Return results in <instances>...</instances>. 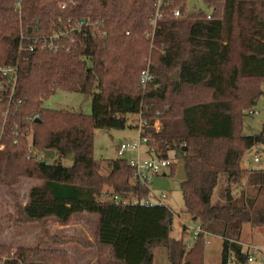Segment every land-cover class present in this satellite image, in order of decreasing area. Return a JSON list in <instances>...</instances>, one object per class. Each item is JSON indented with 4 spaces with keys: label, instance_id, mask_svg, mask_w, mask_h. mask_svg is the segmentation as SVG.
I'll return each instance as SVG.
<instances>
[{
    "label": "trees",
    "instance_id": "trees-1",
    "mask_svg": "<svg viewBox=\"0 0 264 264\" xmlns=\"http://www.w3.org/2000/svg\"><path fill=\"white\" fill-rule=\"evenodd\" d=\"M16 1L0 0V65L18 68L12 98L22 102L11 109L0 152V188L10 190L18 214L9 219L20 228L49 221L67 228L85 213L97 222L94 243L49 236L45 228L46 237L32 249L0 241L3 264H72L64 249L70 245L96 249L97 264H154L160 248L169 264H206V235L223 239L222 264H249L239 243L245 225L264 227V210L255 205L264 192V169L246 170L242 163L247 153L264 151V127L245 135L243 121L264 94V0H201L204 9L192 10L189 0H22L20 12ZM158 11L162 20L154 29ZM79 20L99 26L64 38L58 52L20 51L22 33L48 37ZM147 69L154 80L143 89ZM57 91L92 98L91 115L44 108ZM7 109L2 101L0 117ZM139 114L151 127L148 158L170 160L175 153L178 161L182 152L186 213L201 229L190 250L171 236L170 209L141 203L149 192L133 182L127 160L94 157L97 130H125L128 117ZM28 144L72 166L37 163ZM171 168L176 175L179 167ZM222 177L228 184L246 182L247 204H213ZM21 180L39 182L25 206L15 193ZM115 197L131 203L118 205Z\"/></svg>",
    "mask_w": 264,
    "mask_h": 264
},
{
    "label": "rangeland",
    "instance_id": "rangeland-1",
    "mask_svg": "<svg viewBox=\"0 0 264 264\" xmlns=\"http://www.w3.org/2000/svg\"><path fill=\"white\" fill-rule=\"evenodd\" d=\"M196 6L199 9H204L202 1H199ZM151 63V62H150ZM261 90L264 93V83L261 86ZM43 107L50 110H64L74 113H82L84 115H91L92 113V98L78 93H68L63 91L55 92L52 97L45 101ZM251 110V109H250ZM255 115L248 114L243 121V133L245 135H259L264 127V94L257 101L256 106L253 108ZM138 121L133 117H128V125L125 130L105 132L97 130L95 132V144H94V157L96 160H116L123 159L127 161H136L139 158L138 151L129 150L123 157L118 156V150L122 145L134 144L139 141V129ZM146 146L141 148V159L147 158L145 155ZM262 149L253 150L244 156L242 166L247 170H260L264 169V160L259 164H255L253 159L259 153H262ZM175 153L170 155V160L174 161ZM51 163L61 164L65 167L72 166L71 160H61L55 158L48 161ZM174 165L179 167L178 161H174ZM178 168L176 169V175L172 174V168L163 169L159 177L154 182L152 189L156 194L166 195L165 206L172 211L174 218L172 221L173 231L172 238L175 240H182L186 246L193 248L196 240L193 237V230L197 228V223L186 213L185 202L181 191V181L177 179ZM222 181V182H221ZM220 185L217 187L213 204L223 205L229 201L234 200V204L237 206H243L247 204L248 199L241 193L246 190L249 192V187L246 182L241 185L236 183L228 184L225 177H222ZM39 185V182L31 180H21L19 186L15 189V193L18 196L19 203L25 206L29 200V192L32 187ZM226 186H229L231 192L226 193ZM250 196V195H248ZM231 198V199H230ZM15 199L11 196L10 190L5 187L0 188V216L2 217L1 229H0V241L3 245L11 248H35L38 241L46 237V234L42 231L43 228L49 236L56 237H76L84 240H94L95 235V221L96 218L91 214L77 215L73 221V226L70 230H60L59 223L55 221H49L44 225L30 224L22 228L16 227L13 221L9 217L17 218L18 214L15 210ZM258 210H264V192L261 197L255 203ZM253 227L245 225V230H251ZM67 229V228H64ZM184 229L186 232L184 233ZM264 232V230H262ZM184 233V234H183ZM245 237L253 240V234L249 233ZM264 241V235L262 236ZM205 247V262L206 264H222V250L223 239L214 235H206L204 237ZM249 242V241H248ZM252 244V242H251ZM264 244V243H263ZM256 245V244H254ZM262 246V244H257ZM46 248H52V245L48 244ZM264 249V246H262ZM69 252L72 264H82L83 262H93L96 258V253L84 250L78 245H70L65 247ZM254 264H264V255L258 254L255 257ZM154 264H169L167 251L164 248H160L155 252Z\"/></svg>",
    "mask_w": 264,
    "mask_h": 264
},
{
    "label": "built area",
    "instance_id": "built-area-1",
    "mask_svg": "<svg viewBox=\"0 0 264 264\" xmlns=\"http://www.w3.org/2000/svg\"><path fill=\"white\" fill-rule=\"evenodd\" d=\"M21 5H22V0H17L16 8L18 12H20ZM61 8L65 9V5H61ZM173 17L180 18L181 11L175 10L173 12ZM160 20H162V15L158 11L152 21V26L154 27V29L156 28L157 23ZM97 26H99V23H93L91 22V20H79L76 23L72 24L67 32H57L48 37H42V38L28 37L22 33L21 35L22 45L20 51H25L26 53H34L37 48H40L46 51L58 52L65 49V46L62 43L64 38L69 39L75 33H79L89 28H97ZM72 41L73 40H71V42ZM153 80L154 77L152 73L150 72L149 69H147L143 71L140 76V85L143 89H145L150 83L153 82ZM17 81H18L17 67L15 66L5 67L0 65V103H2V101L8 102V109L0 117V122H2V125L0 126V152L4 151L5 149L3 137L5 135V127L11 109L13 106H21L22 104L21 101L14 103L12 98L13 92L15 91L16 88ZM248 114L255 115L256 113L253 110H250ZM132 117L139 123L137 126L138 127L137 129H139V141L134 144L122 145L121 148L118 150V156L123 157L125 153L129 150L138 151L139 154L138 160L128 161V165L133 171V178H132L133 182L136 185H139L147 189L149 192V198L141 203L148 207H154V206L166 207L165 206L166 195L164 194L159 195L154 193L152 186L154 180L157 177H159L162 170L171 167V165L174 164L175 160L171 161L166 159H152L148 157L145 159H141V148L144 145L146 146L145 155H147V149L149 146L148 143L152 138V134L146 135V131L147 129H151V127L149 126L148 122L142 117V114L135 115ZM38 120H39V115H36L33 118V121L36 122ZM153 129L156 132H158L160 129L159 124L156 123ZM16 130L17 131L19 130L18 126H16ZM15 143L17 144L18 142L16 141ZM28 153L30 157L37 163H43L45 162V160H47L45 154L37 153L35 150L32 149L31 144H28ZM263 160H264V151L256 155L253 159L255 164H259ZM114 202L122 206H126L131 203L130 201L127 200H121L118 197L114 198ZM132 203H134L135 205L140 204V202L138 201H134ZM200 233H201V229L199 226H197V228L193 230V237L195 238V240H197ZM187 248L189 250L192 249V247L189 245L187 246ZM245 249L248 254L249 264L254 263L255 257L258 254L264 255V249L259 245H246ZM4 262H5V258H0V264H3Z\"/></svg>",
    "mask_w": 264,
    "mask_h": 264
},
{
    "label": "crops",
    "instance_id": "crops-1",
    "mask_svg": "<svg viewBox=\"0 0 264 264\" xmlns=\"http://www.w3.org/2000/svg\"><path fill=\"white\" fill-rule=\"evenodd\" d=\"M243 169H246V168H244L243 167ZM247 170V169H246ZM77 216V215H76ZM75 216V217H76ZM95 216V215H94ZM75 217H74V219H75ZM95 218H96V221H95V223L97 222V216H95ZM73 226V225H72ZM198 226V225H197ZM69 228H71V226L70 227H67V229H60V230H70ZM95 228V227H94ZM262 230H264V227H261V228H252L251 230H245V229H243V233H242V237H241V241H240V243H239V245L240 246H242L243 247V249H244V251H246V249H245V246L246 245H254V244H262V246H264V241L262 240V236L264 235V232L262 231ZM249 233H252L253 234V240L252 241H250V238H247V237H245V235H248ZM89 241V240H88ZM249 241V242H248ZM89 242H91V243H94V240H90ZM251 242H252V244H251ZM261 246V247H262ZM67 247H69V246H67ZM66 247V248H67ZM65 249V248H64ZM66 250V249H65ZM85 250V249H84ZM89 251H92V252H95L96 253V258H95V260L91 263V262H89V261H86V262H83L82 264H97V260H98V253H97V250L96 249H92V250H89ZM256 260V259H255ZM255 262V261H254ZM252 264H254V263H252Z\"/></svg>",
    "mask_w": 264,
    "mask_h": 264
},
{
    "label": "water",
    "instance_id": "water-1",
    "mask_svg": "<svg viewBox=\"0 0 264 264\" xmlns=\"http://www.w3.org/2000/svg\"><path fill=\"white\" fill-rule=\"evenodd\" d=\"M201 1V0H189V9L192 10L196 4ZM36 123H40V120L36 121ZM186 149H183L182 151L184 152ZM45 157L47 160L51 161L55 159V153L54 152H46ZM178 159V172H177V179L180 181H185L186 180V173H185V168H184V160H183V155L182 152H178L176 155ZM231 199V198H230ZM170 223L172 224V220H170Z\"/></svg>",
    "mask_w": 264,
    "mask_h": 264
}]
</instances>
